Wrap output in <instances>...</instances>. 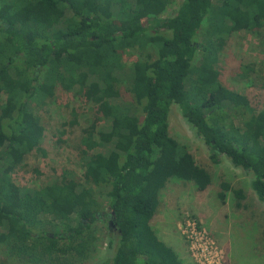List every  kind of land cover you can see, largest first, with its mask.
Returning <instances> with one entry per match:
<instances>
[{
	"label": "trees",
	"instance_id": "obj_1",
	"mask_svg": "<svg viewBox=\"0 0 264 264\" xmlns=\"http://www.w3.org/2000/svg\"><path fill=\"white\" fill-rule=\"evenodd\" d=\"M173 1L0 0V76L9 74L0 79L3 264L85 261L98 245V221L115 227L108 226L112 256L103 264H184L152 222L172 179L204 191L212 175L171 135L173 104L209 147L213 162L227 156L251 173L252 189L264 203V117L254 113L248 96L215 75L233 32L264 29V0H182L175 15L161 17ZM127 51L140 57L113 72L99 63ZM192 66L201 82L188 89ZM57 90L85 92L109 125L108 134L95 140L92 130L82 139L86 179L71 185L73 179L63 176L22 187L13 171L31 153L46 154L45 127L34 112L53 101ZM234 120L250 138L223 132ZM99 145L103 150L90 152ZM92 183L108 199L107 211ZM222 188L224 199L231 187ZM232 192L244 198L241 189Z\"/></svg>",
	"mask_w": 264,
	"mask_h": 264
},
{
	"label": "rangeland",
	"instance_id": "obj_2",
	"mask_svg": "<svg viewBox=\"0 0 264 264\" xmlns=\"http://www.w3.org/2000/svg\"><path fill=\"white\" fill-rule=\"evenodd\" d=\"M182 0H174L160 15H175ZM110 5L102 12L109 14ZM59 19V12H54ZM8 18V16H6ZM9 20L15 21L9 17ZM205 35V34H204ZM202 34V36H204ZM140 57L139 53L114 52L99 59L107 72H113L122 64H129ZM197 66H192L186 75V88L192 83H200ZM8 73L0 76L8 77ZM217 80L223 86L248 96L254 113L264 117V29L252 33L244 28L233 32L220 50L215 69ZM209 80H213L209 79ZM191 97L192 91H188ZM34 114L41 117L45 127L42 147L46 154L31 153L24 164L13 171L14 180L22 187L44 186L55 179L67 176L71 185L87 178L82 162L84 136L94 130L93 138L98 140L108 134V124L99 118V112L85 92L57 90L53 101ZM223 132L250 138L240 121H230ZM171 135L188 146L198 164L212 175L211 186L201 191L189 181L174 180L167 185L161 195L157 215L152 222L161 239L172 247L184 264H198L202 259H218L220 264H264V203L251 186V173L235 167L227 156L219 163L212 161L209 147L199 137L195 129L184 119L179 106L173 104L170 113ZM103 150L97 146L94 150ZM230 184L231 191L222 199V184ZM102 210H108V199L97 193ZM241 189L244 198H238L232 191ZM98 245L91 256L81 259H66L68 264H103L112 255L108 249L110 238L108 223L98 221ZM5 258L0 256V264ZM9 264H27L10 260Z\"/></svg>",
	"mask_w": 264,
	"mask_h": 264
},
{
	"label": "built area",
	"instance_id": "obj_3",
	"mask_svg": "<svg viewBox=\"0 0 264 264\" xmlns=\"http://www.w3.org/2000/svg\"><path fill=\"white\" fill-rule=\"evenodd\" d=\"M207 260V264H220L218 259H212V261H210L209 259ZM196 261L198 262V264H204L202 259H196Z\"/></svg>",
	"mask_w": 264,
	"mask_h": 264
},
{
	"label": "flooded vegetation",
	"instance_id": "obj_4",
	"mask_svg": "<svg viewBox=\"0 0 264 264\" xmlns=\"http://www.w3.org/2000/svg\"><path fill=\"white\" fill-rule=\"evenodd\" d=\"M108 226H109L111 229H115V227H114V225H112V222H111V221L108 223Z\"/></svg>",
	"mask_w": 264,
	"mask_h": 264
}]
</instances>
